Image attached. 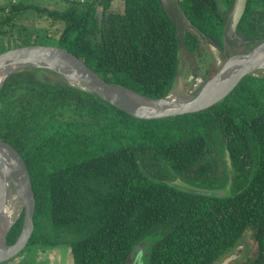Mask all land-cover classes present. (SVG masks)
I'll list each match as a JSON object with an SVG mask.
<instances>
[{"label":"trees","instance_id":"obj_1","mask_svg":"<svg viewBox=\"0 0 264 264\" xmlns=\"http://www.w3.org/2000/svg\"><path fill=\"white\" fill-rule=\"evenodd\" d=\"M223 2L224 11L219 0H178L192 27L221 49L234 0ZM110 3L10 10L59 21L56 45L106 82L151 98L168 95L178 72L176 24L159 0H123L121 13ZM196 31L183 36L191 55L200 49ZM237 33L264 40V0H247ZM0 138L30 175L36 225L26 247L67 244L73 264H128L148 242L146 264H215L250 229L255 257L242 264H264V75H247L208 109L142 120L51 70L24 68L0 89ZM175 179L226 194L190 193L170 183ZM22 220L23 213L8 244Z\"/></svg>","mask_w":264,"mask_h":264},{"label":"water","instance_id":"obj_2","mask_svg":"<svg viewBox=\"0 0 264 264\" xmlns=\"http://www.w3.org/2000/svg\"><path fill=\"white\" fill-rule=\"evenodd\" d=\"M178 7V0H172ZM163 6V0H159ZM247 0H234L228 20V35L234 37L238 23L244 14ZM164 7V6H163ZM44 61L47 65L36 64L21 66L10 71L3 78L0 89L7 77L24 68H44L61 76L69 85L94 93L100 99L124 111L130 116L142 120H156L175 117L184 114L196 113L212 107L222 101L232 92L239 82L247 75L264 70V40L257 42L244 53L233 54L224 61L215 74L204 82L197 94L181 99V102L168 108H148L128 100L125 94L136 96L140 100L153 103L159 102L169 95L161 98H151L142 95L128 87L106 82L102 77L90 69L82 59L67 49L49 44H25L11 47L0 52V70L4 67L22 61ZM228 172L232 175V165L227 157ZM9 181L14 192L21 202L19 212L15 218L4 219L1 211L4 199V186ZM186 191L209 197H222L226 190H212L198 188L184 184ZM35 197L32 190L30 175L24 160L19 152L8 142L0 138V263L17 256L30 242L36 225ZM23 213L22 227L17 239L8 244L6 237L12 225ZM238 246L233 254L225 257L218 264H232L240 254Z\"/></svg>","mask_w":264,"mask_h":264},{"label":"rangeland","instance_id":"obj_3","mask_svg":"<svg viewBox=\"0 0 264 264\" xmlns=\"http://www.w3.org/2000/svg\"><path fill=\"white\" fill-rule=\"evenodd\" d=\"M67 2L68 0H0V52L11 47L31 43L56 45V40L61 31V23L59 21L51 20L32 9L17 12L16 14L13 13L10 10L13 4H32L49 9H63ZM163 6L176 24L178 31V72L170 92L173 96L184 99L197 94L211 69L215 68L218 70L227 57L237 53H244L250 48H245L240 45V42H235V44L228 43L225 49H221L199 34L185 19L172 0H163ZM219 6L224 11L223 0H219ZM252 24L254 26L257 25L256 16ZM259 26L261 27V24ZM187 29L196 31L200 38V49L192 55L187 51L183 42L184 32ZM230 38L234 39L233 37ZM262 71H256L254 74L257 76L264 75V71ZM47 74L50 77H54L52 74ZM227 157L225 155L226 161ZM170 183L179 187L184 186L179 179H175ZM147 244L148 242H143L141 246L135 249L128 264H146ZM238 246L241 247L239 250L240 254L232 264H242L254 259L255 246L252 242L250 229L246 230L232 251L221 256L215 264L233 254ZM0 264H73V262L69 245L38 244L25 247L20 254Z\"/></svg>","mask_w":264,"mask_h":264},{"label":"bare ground","instance_id":"obj_4","mask_svg":"<svg viewBox=\"0 0 264 264\" xmlns=\"http://www.w3.org/2000/svg\"><path fill=\"white\" fill-rule=\"evenodd\" d=\"M32 64L33 65H36V64L47 65V62L37 61V60H35V61H25V62L22 61L20 63L14 64V65H10V66L4 67L3 69L0 70V84H1V82L3 80V78L6 76V74H8L13 69H16V68L21 67V66L32 65ZM125 96L128 98V100L130 102H132V103L135 102L138 105H142V106H145V107H148V108H153L154 106H156L155 108H168V107L174 106V105H176V104L181 102V100L178 97L173 96V95H169L165 99H163V100H161L159 102L153 103L154 105L149 104L148 102L140 100L136 96H133V95H130V94H127V93L125 94ZM2 204L3 205L1 206V211L3 212V215L5 214L4 219H8L9 222H10V219L11 218L12 219L15 218V216L19 212V209H20V206H21V202L18 199L17 194L14 192L12 184L9 181H7L5 183V186H4V199H3Z\"/></svg>","mask_w":264,"mask_h":264},{"label":"flooded vegetation","instance_id":"obj_5","mask_svg":"<svg viewBox=\"0 0 264 264\" xmlns=\"http://www.w3.org/2000/svg\"><path fill=\"white\" fill-rule=\"evenodd\" d=\"M225 43H224V47L222 49L226 48V44L231 43V44H235V42H240V45L244 46L245 48L250 47L249 49H251L257 42L256 40H244L238 33L236 30V35L235 37H233L234 39H231L230 36H228V30L226 31L225 34ZM261 41V40H260ZM212 42V41H211ZM259 42V41H258ZM247 49V51L249 50Z\"/></svg>","mask_w":264,"mask_h":264},{"label":"crops","instance_id":"obj_6","mask_svg":"<svg viewBox=\"0 0 264 264\" xmlns=\"http://www.w3.org/2000/svg\"><path fill=\"white\" fill-rule=\"evenodd\" d=\"M75 1H78L80 4H83V3L87 2V1H90V0H83V2H81V0H75ZM110 10L113 11V12H116V13H121L123 11V0H111ZM101 11H102V8L98 7L97 8L98 17H100Z\"/></svg>","mask_w":264,"mask_h":264},{"label":"built area","instance_id":"obj_7","mask_svg":"<svg viewBox=\"0 0 264 264\" xmlns=\"http://www.w3.org/2000/svg\"><path fill=\"white\" fill-rule=\"evenodd\" d=\"M81 2H83V0H81Z\"/></svg>","mask_w":264,"mask_h":264}]
</instances>
